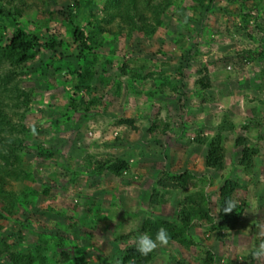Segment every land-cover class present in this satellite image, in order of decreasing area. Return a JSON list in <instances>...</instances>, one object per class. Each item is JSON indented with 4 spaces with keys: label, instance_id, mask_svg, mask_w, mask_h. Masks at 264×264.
I'll list each match as a JSON object with an SVG mask.
<instances>
[{
    "label": "rangeland",
    "instance_id": "rangeland-1",
    "mask_svg": "<svg viewBox=\"0 0 264 264\" xmlns=\"http://www.w3.org/2000/svg\"><path fill=\"white\" fill-rule=\"evenodd\" d=\"M66 3L67 0H7L4 4L0 1V6L20 8L25 12L22 21L44 23L49 32L67 41L69 38L58 22V10ZM188 3L189 0H181L179 6L186 7ZM248 3L244 2L246 7ZM214 6L197 40L193 31H187L176 21L183 9L175 13L167 10L162 16L164 26L156 29L153 39L132 31L124 40V27L119 39L99 51V63L107 55L111 58L103 66L108 83L90 92L95 102L87 119H77L76 113L68 120L59 114L61 110L49 108L66 103L68 94L55 81L62 69L49 71L46 68V50L18 66L0 60V116L5 121L0 134L2 140L20 135V124L40 128L25 137L20 149L18 162L29 175L14 171L11 165L3 168L5 189L17 193L22 186H28L36 193L25 196L26 211L19 208L13 220L0 219V225H10L12 230H20L30 240L45 232L51 244L58 242L56 249L66 252L69 258L75 246H82L88 264H111L105 262V258L112 254L110 241L116 235L135 230L147 216L146 210L149 216L168 218L177 209L176 201L182 197V189L166 191L157 186L164 193V201L154 206L148 204L158 175L189 170L196 175H208L207 184L190 179L185 190H196L203 185L212 212L216 210L218 187L223 179L228 177L237 182L238 187L232 194L240 212L236 224L233 230L223 231L221 239L213 232L195 227L191 232L198 238V244L185 247L171 243L169 247L160 248L148 264H170L171 259L197 264L204 250L216 256L217 264L246 262L242 256L259 243L254 224H264V61L250 60L245 53L257 50L264 36V30L255 26L257 23L264 28V6L250 12L251 21L246 27H241L238 17V0H214ZM186 12L188 14L189 10ZM178 32L184 46L194 43L196 51L185 69L183 117L179 116L176 94L163 88L159 94L148 95L146 91L152 88V82L137 85L119 73L122 61L127 67L142 62L148 67L144 71L159 69L173 80L174 66L182 49L169 42L167 36L175 37ZM3 43L1 39L0 44ZM158 46L165 56L158 55L155 59L151 52ZM203 75L202 82H194ZM224 115L228 125L222 120ZM54 119L59 122L53 123ZM118 119L131 122L116 123ZM228 126L234 128L229 130ZM214 132L221 133L225 149L222 170L204 167L206 147L192 139L196 134ZM235 135L245 136L257 148L250 174L237 165L240 149L232 144ZM153 137L160 143H154ZM37 144L51 147L52 156L36 157ZM85 154H91L95 160L122 158L128 163V170L121 176L92 175L84 164ZM61 162L69 163L78 171L75 181L69 179L70 173ZM44 186L49 188L46 194L40 193ZM90 216L97 217L93 225L85 222ZM23 218L34 228L20 227L18 221ZM133 240L131 236L126 243L131 244ZM47 256L46 264H67L57 251L50 250ZM252 264H264V260L252 257Z\"/></svg>",
    "mask_w": 264,
    "mask_h": 264
},
{
    "label": "trees",
    "instance_id": "trees-1",
    "mask_svg": "<svg viewBox=\"0 0 264 264\" xmlns=\"http://www.w3.org/2000/svg\"><path fill=\"white\" fill-rule=\"evenodd\" d=\"M0 1L4 4L7 0ZM180 1L67 0L64 7L58 10V22H60L59 24L69 38L67 41L58 38L55 33L49 32L48 27L44 26V23L42 25L35 24V22H30L29 19L28 22L22 21L21 17L25 15V12L20 8H4V6H0V40L4 41L3 44H0V60L3 59L7 63H14L18 66L33 58L39 51L46 50L48 52L45 63L46 68L49 71L62 69L61 73L56 74L55 81L68 94L66 103L58 107L52 105L49 108L61 110L59 114L65 115V119L68 120L72 116L74 117L76 113L78 114L77 119H87L90 117L88 112L91 111V106L95 102L91 100L94 96L90 97V92L96 91L108 83V79H105L103 75V66L105 63L110 62L111 58L110 55H107L99 63L97 61L98 54H100L99 51L101 52V48L110 45L113 40L119 39L124 27L126 28V32L123 34L124 40H127L132 31H136L147 39H153L156 29L164 26V21L162 20L164 13L167 10L175 13L179 9H183L180 11L179 16L176 17V21L184 26L187 31H193L195 40L201 37L206 27L204 22L207 15L215 9L214 0H189L186 7L179 6ZM245 1L249 2L248 7L244 4ZM98 2H100L99 8ZM238 6V17L241 27H246L251 21L250 12L261 10L264 6V0H238ZM187 9L189 10L188 14L186 12ZM218 9L223 10L224 8L218 7ZM27 23L28 25L32 24L27 26ZM112 23L114 26H111ZM255 26L259 30H264L257 23H255ZM167 39L182 49L178 63L174 66L175 75L173 80H171V76L164 75L159 69L154 70L152 68V70L144 71L148 67L142 62L133 67H127L122 61L119 66V73L126 76L129 82L137 85H142L144 81L152 82V88L146 91L148 95L159 94L163 92V88L176 94L177 99L175 102L178 104L179 116L183 117V112L186 109L182 98L185 96L186 91L185 69L196 52L194 50L195 45L191 43L185 47L179 32L175 37L174 35L167 36ZM158 55L165 56L160 46L154 48L151 52V56L155 59ZM245 56L250 60L264 61V36L260 38L258 49L246 52ZM203 79H205V75L201 78H196L194 82L200 83ZM87 95L89 98L85 99L84 96ZM222 120L226 121L228 125L225 115ZM52 122L58 123L59 120L54 119ZM130 122V119L116 120V123ZM3 123L5 124V121L0 116V134L3 132ZM228 127L229 130L234 128L232 126ZM33 128L36 131L40 129L20 124L18 130L20 135L9 136L10 138H5L4 140L0 136V219L13 220V216L18 213L19 208L26 211L24 205L27 204V198L25 196L32 192L36 193L28 186H22L17 193L5 189L4 174L6 173L3 172L4 167L11 165L14 167V171L27 172L25 176L29 175L28 170L20 166L18 159L21 155L20 149L23 147L24 139L33 132ZM161 132H164V128L161 129ZM192 139L195 142L204 144L206 147L203 160L205 168L213 170H222L224 168L225 149L222 144L221 133L214 132L211 135L196 134ZM153 142L159 144L160 140L157 137H153ZM232 144L240 149L237 165L241 171L250 174L253 157L257 153L256 146L250 144L248 138L242 135H235L232 139ZM51 149V147L37 144L35 145V156L43 159L49 158L53 154ZM84 164L88 169V173L96 176H102L106 173L121 176L128 170V163L119 157H105L95 160L91 154H85ZM60 165L70 173L69 179L75 181L78 171L73 170L69 163L61 162ZM190 179L196 180L201 184H207L209 181L208 175L205 173L196 175L189 170L161 172L155 181V187H152L150 191L147 202L154 206L164 201V193H161L157 186L164 188L166 191L168 189L169 191L182 189L184 193L176 201L177 209L168 218L149 216V212L146 210L145 215L147 216L141 219L135 230H131L124 235H116L114 240L110 241L112 254L109 253L106 256L105 262H111V264L150 263L157 255V251L162 247H158L149 255L144 256L136 251L134 241L140 233L145 232L155 238V234L160 227L166 228L170 236L169 244L163 246V248L169 247L171 243L185 247L198 244V238L191 232L195 227H202L207 232H213L218 239L223 237V231L233 230L240 213L239 207L236 204V208L230 213H225L223 208L225 200L227 198L232 199V194L238 187L237 182L228 177L223 179L218 187L217 207L212 212L209 206V198L203 185L196 190H185L187 181ZM48 189V187L44 186L40 189V193L46 194ZM51 212L54 214L53 211ZM96 219L97 217L90 216L86 218L85 222L88 225H93ZM18 225L22 228H34L25 218L18 221ZM131 236L134 238L133 242L131 244L126 243V240ZM62 238L58 237L59 240ZM58 244V242L51 244L50 237L45 232L39 236L37 235L34 240H30L24 237L20 230L14 231L10 225H0V264H46L47 254L50 250L59 252L62 262L67 264H88L86 261L87 254L84 252L85 248L75 246L73 256L69 258L66 252L56 249ZM249 253L242 256L246 262L240 264H252V256ZM216 259V256L210 251L204 250V255L198 260L197 264H217ZM170 261V264H187L186 261L180 259H171Z\"/></svg>",
    "mask_w": 264,
    "mask_h": 264
},
{
    "label": "clouds",
    "instance_id": "clouds-1",
    "mask_svg": "<svg viewBox=\"0 0 264 264\" xmlns=\"http://www.w3.org/2000/svg\"><path fill=\"white\" fill-rule=\"evenodd\" d=\"M33 133L35 134L36 130L33 128ZM225 206L223 211L225 213L232 212L236 208L237 202L231 198H227L224 202ZM257 228V239L259 240L258 244H255L250 250V255L257 261L264 260V224H254ZM170 242V236L166 228L160 227L153 238L148 233H140L134 241L136 251L141 255L147 256L158 247L167 246Z\"/></svg>",
    "mask_w": 264,
    "mask_h": 264
}]
</instances>
